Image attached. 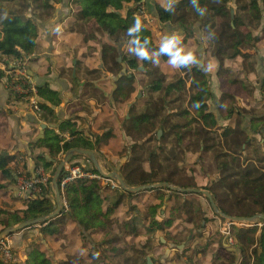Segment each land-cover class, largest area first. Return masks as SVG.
I'll use <instances>...</instances> for the list:
<instances>
[{"label":"rangeland","instance_id":"rangeland-1","mask_svg":"<svg viewBox=\"0 0 264 264\" xmlns=\"http://www.w3.org/2000/svg\"><path fill=\"white\" fill-rule=\"evenodd\" d=\"M42 1L43 0H39L38 2H35V0H0V30L1 20L8 15L14 14L20 16L23 20H32L37 26L38 36V25H47L52 21L53 23L57 22L56 17L53 16L54 9L61 3L50 0L49 2L52 8L48 9L47 14L42 6H38V3H42ZM158 1L159 5L166 6L168 3V0ZM71 4L79 7L76 2H71ZM227 6L239 15L242 13L234 1L229 2ZM125 11V9L122 10L123 15ZM206 15H211V12H206ZM150 19V22L145 27L151 31L152 41L155 45L159 46L160 39L163 35L177 33L181 37V45L185 50L194 51L198 57L199 63L187 68L177 69L170 66L167 63V59L163 60L160 57L159 64H152V66L158 67L161 72L164 73L163 77H165V79L161 83H158L159 88L154 89L147 86L148 76L145 73L147 68L145 69L141 59L138 58V68L128 71L133 77L134 90L124 102L113 98L112 78L114 75L105 70L100 56L102 43L105 41L109 44L115 43L106 34L98 33L93 21H88L84 24L68 23V28H66L64 24L60 25L64 34H66L65 31H75V35L71 38H64L61 32L59 36L60 42L58 41L55 45L58 51H60V55H62V59L60 58L59 60L60 64L57 65V71L62 72L63 76L73 85L72 88H75L72 94L76 101L73 100L74 102L69 106V109L71 112L73 111V113L80 112L84 115L85 120L78 117V122L92 135L101 136L103 133H108L105 138H101L97 143H94V138L90 139V141L95 144L94 151L101 169L106 173L117 171L121 175L120 168L127 160L136 158V162L141 164L143 169L146 171L152 169L155 175L162 176L168 171L176 168L177 174L173 177L183 182L196 179L198 184H196L194 180L196 184V187H194L195 189H204L203 187L210 186L220 176L237 171L240 167L249 162L264 169V137L261 133L253 132L252 135L249 136L243 133L242 137H246L247 139L245 143L242 141L243 138L239 141H234L231 136L224 137L222 135V128L230 124V119L232 120L233 117L236 118V115H232L230 119L228 118L227 115L230 109L239 108L241 110L243 119L245 120H243L242 124L243 126L245 123L243 127L244 131L248 130L247 125L249 126V120L252 116H264V89H260V82L264 76V13L262 14L260 26L257 29H251L252 33L259 37L258 41L255 42L254 48L246 50L253 53L251 57V66L248 67L243 65L240 57L235 61L225 60L226 63L235 68L232 71H225L223 75L220 76L216 75V61L213 62L214 66L212 65L213 63L210 64V69L205 66L206 63L209 62V60H206L205 56L207 51L206 47H208V44H206V35L208 32L206 28H203L202 32L196 29L195 33L189 36L181 29L173 27V24L170 25V28H166L165 25L164 27L161 26L157 19H153L151 16ZM151 21H153V23ZM210 21L211 23H218L220 19L214 17L211 18ZM247 27L244 21L242 29L244 30ZM75 43L78 44V46L74 47ZM120 43V51L130 56L134 55L129 51L130 45L128 40L121 39ZM80 47L83 50L78 53V48ZM41 51L40 49L37 50L36 45L34 52L37 53ZM37 56L38 54L35 55L36 58H38ZM2 57H6V55L0 53V64L3 62L2 59H4ZM24 57L25 55L19 58L7 56L9 63L4 66V71H7V78L11 79L9 85L11 89L10 92L13 95L16 92L13 86L19 84L20 81L21 83H27V78H24L25 73L19 71V68L22 67L23 69L26 65V58ZM74 59L76 62L75 64L72 63ZM116 61L120 62L119 55H117ZM30 62H35V59H32ZM73 67L76 75L75 80L81 79L83 84L84 82L89 83H85V87H83L81 91L78 90L77 85H74L75 81H73L71 76ZM193 67L201 69L204 67L207 68L208 82L213 95V97L207 101V104L209 110L215 116L216 124L210 128L208 134L210 140L208 143L212 146L207 151L203 150L201 141L198 147L192 145V143L198 139L196 131L201 125V121L193 107L189 104V97L193 92V90L190 89ZM94 69L99 70L97 74L90 72ZM249 70L251 72L247 74L246 72ZM16 71H19V73H16ZM232 77H237L236 82H230ZM150 99L152 100L151 103H146ZM133 105L134 108L132 112H130V107ZM154 106H157L158 109L156 110L157 117L154 118V127L152 130L139 139H137L138 137L134 132V135H129L127 128L130 124V117L137 113L151 112ZM174 123L185 125L179 129V135L182 139L180 145L176 144V134L171 133L165 138L166 134L170 131V127ZM258 126L261 125L258 124ZM158 130L161 131L159 135L157 134ZM240 141L242 142L241 146L238 145ZM224 153H226V155L222 156ZM218 154L221 156L218 158V161L225 160L227 163L224 172H221L216 166V156ZM62 156L63 153L56 157V159H58L56 163ZM165 157H167V160L164 159ZM73 159H79L86 163L82 156L77 155L74 156ZM159 161H161L164 166L161 170L157 168V163ZM14 165L13 169H18L20 164ZM89 165V169L94 168L91 161ZM52 169L53 168L45 172L46 177H48L49 173L50 176L53 175V173H51ZM99 183L114 191L121 190L117 181L113 179L108 181L100 177ZM17 185L18 181L15 186L12 187L8 197L12 201L16 198L23 201L21 195L16 193ZM171 185L180 187L175 184ZM216 190L217 197L219 196L223 199L221 194L222 188L218 187ZM51 191L53 193L52 187ZM14 193L16 195H14ZM149 193V190L144 192L139 191L132 197L125 196L120 205L114 209V216L121 217L122 219L126 214H129L136 219V225L137 228H139L140 235L134 238L129 236L127 242H122L124 235L118 231L113 232L110 230L101 235L93 234L90 235V238L84 243L80 241L77 244V252L75 253H81L80 255H83L81 258L72 256L70 253L66 254L67 252L63 258L62 256L59 257L54 254L52 248L54 242L51 238L49 242L44 240L45 235L40 231L42 225L35 224L32 227L24 228L4 237L2 241L5 244L6 239L10 240L9 249L11 253L10 256H6L5 250L7 248L1 244L0 257L5 263L24 264L27 259L28 251L31 247L36 246L38 249L44 251L45 256L50 259L51 264H64V261H69L70 264H145L147 258H149L151 264H219L222 261L227 264H252L254 259L252 253L254 243L244 244L241 241H237L236 237L234 239L231 235L234 241L232 246L235 248V250H233L225 238H222L220 233L226 218L215 213L207 198L199 192H185L178 197L172 196L171 201L168 203L166 202L164 205L167 209L160 208L157 213V217L160 219L159 221H162L164 219L163 214L165 215L173 205L178 206L179 203H182V199L188 198L197 202L203 214L195 210L194 214L189 215L187 213L183 214V210H178L176 215H172L173 219L176 221H173V223H177L183 232H180L178 229L179 227L174 225L160 231L155 229L153 232L147 233V229L144 227L146 225L143 222V214L146 212L145 206L153 200ZM165 195H168V192ZM115 197L116 195L114 198ZM155 202H158V200ZM231 203H233V200H231ZM247 204H250L249 200H244V205ZM133 205L136 207L134 210L131 209ZM193 205L195 207L197 206V204ZM2 206L5 207V209L15 210V205L13 203L2 204ZM177 215L178 218L175 219ZM0 216L1 219H5L6 217L4 214ZM204 217L206 218V222L202 220ZM261 224L262 222L238 223V226L233 225L234 228L231 232H233L235 228L246 229L257 225L258 230L255 235V237H257ZM14 225H16V223L7 226L0 225V229ZM29 229L34 230V232H31L33 233L31 236L27 234L30 233L28 232ZM175 230L179 233L178 237L185 238L179 239L184 242L178 247L179 250L180 248L183 249H181V252L173 245L168 246L165 241L161 242L159 240L160 237H166L165 235L171 237V234L174 233ZM236 232L237 231L234 230V233ZM17 233L22 234L16 240H12V237L19 235ZM114 235L120 237L115 247L123 249L121 253L115 255L111 252L110 244H105L104 242L101 244L102 239H111ZM186 237H188V239H186ZM68 239L69 236L60 239L59 245L62 249L69 246ZM174 241H176V239ZM95 245L99 247L96 248ZM130 245L137 248L133 247L132 249ZM82 249L84 252H81L83 251ZM166 249L168 252L165 255L164 252ZM141 252L144 254H141ZM174 258L180 263L176 262Z\"/></svg>","mask_w":264,"mask_h":264},{"label":"trees","instance_id":"trees-1","mask_svg":"<svg viewBox=\"0 0 264 264\" xmlns=\"http://www.w3.org/2000/svg\"><path fill=\"white\" fill-rule=\"evenodd\" d=\"M38 1L39 0H35V2ZM49 1L50 0H43L42 3H38V6H42L47 14L48 9L52 8ZM55 1L57 3L62 2V0ZM231 1H234L239 10L242 11L240 15L233 11L231 16L230 12L232 9L227 6ZM73 2H76L80 9L74 15V20L71 23L84 24L88 21H93L98 33L106 34L115 44H117L102 43L100 56L105 70L114 75L113 77L115 78V80L112 81L114 86L112 91L113 98L121 102L126 101L134 90L133 77L128 71L138 68L139 61L135 55L130 56L127 55V53L119 51L121 45L120 40L124 39L129 41L130 38L128 37L126 30L136 19L134 17V7H128L124 15L121 12L125 9L127 3L137 4L140 0H74ZM143 4L147 12L151 15L153 14L158 22L164 24L166 28H170V25L173 24V27L181 29L189 36L193 35L196 29L202 32V29L206 28L208 31L206 35V44H208V47H206L207 51L205 56L206 60H209V62H207L205 66L210 69V64L216 61L217 76L223 75L225 71H232L235 68L226 63L225 60L235 61L240 57L243 65L248 67L251 66V57L253 56V53L246 50L253 49L255 42L259 39L257 35L252 33L251 29H257L260 26L262 14L264 13V0H196V5L204 9L203 15H200L197 12L196 7L193 6L192 0L172 1L173 6L170 11H166L165 7L157 3L154 4V7L151 8V10L147 7L145 0L143 1ZM206 12H211V15L207 16ZM214 17H218L220 21L218 23H211L210 20ZM244 21L246 22V27L248 26V29L245 28L243 30L242 26ZM137 35L141 40L145 37L148 38V47L150 49L158 48V46L152 41L151 31L144 25L142 26L141 32ZM36 37L37 26L32 20H23L20 16L14 14L8 15L1 20L0 53L15 58L32 54L37 45ZM117 55L120 56V62L116 61ZM160 57L163 60L167 59L164 55H161ZM141 62L145 69L147 68V71L145 70V73L148 76L147 86L154 89L159 88L158 83H161L165 79V77H163L164 73H162L158 67L152 66L150 60H141ZM206 67L203 69L193 67L192 83L190 86V89H192L193 92L189 97V104L193 107L201 121V125L196 131L198 139H196L192 145L198 147L201 141L204 151H207L212 146L208 143L210 140L208 134L210 128L216 124L215 116L209 110L207 104V101L211 99L213 95L210 90ZM98 71V69H94L90 72L97 74ZM250 72L251 71L249 70L246 73L250 74ZM72 78L73 81H75L76 78ZM236 80L237 77H232L230 82L234 83ZM8 81L10 82L11 79L8 78ZM19 84H21V81ZM260 85V89H264V76L261 79ZM35 94L43 100L38 102V108L44 112V115H42L44 120L57 123L58 119L54 114L52 107L60 103L58 91L49 88L47 84H42L35 86ZM151 101L152 100L150 99L146 103L150 104ZM133 108L134 105L130 107V112H132ZM157 109L158 107L154 106L151 112H142L132 115L130 117V124L127 128L128 134L131 136L134 134L137 135V139L148 134L154 127V118L157 117ZM232 115H236V118L233 117L231 120L230 118ZM227 116L230 119V124L222 128V135L224 137L231 136L234 141L241 140V138H243V133L246 135L248 134L243 129L245 123L242 126L244 119L241 110L239 108L230 109ZM249 122L248 129L253 132H259L264 137V116H252ZM258 124L261 126H258ZM184 126L185 125L174 123L170 127V131L166 134L165 138L171 133L176 134V144L180 145L182 139L179 135V129ZM57 128L59 132H67L70 139H65L52 129L45 128L43 137L38 139L35 143H31V146L46 148L49 152L50 158H54L57 154L64 153L72 147L94 149V143H97L101 138H105L108 135V133H103L101 136L91 134L95 139L94 143H92L89 137H86L77 130L76 123L70 119L60 121V123L58 122ZM246 140V137L243 138V143H245ZM241 144V141L238 142L239 146H241ZM225 155L226 153L222 156ZM220 157L219 154L216 156V166L221 172H224L227 163L225 160L218 161V158ZM13 159L14 156L0 153V172L3 175L10 176L11 182L16 181L14 176L10 173L11 167L9 166ZM164 159L167 160V157ZM56 164L57 163H55V165ZM55 165H53L50 159L39 154L33 157L32 171L36 172L38 168H41L44 172H47L53 168L51 173H54ZM163 167L161 161H159L157 163V168L161 170ZM90 170L96 172L94 168ZM120 171L124 181L129 185L167 182L169 184L178 185L182 188L196 187L193 179L188 182H183L174 178L173 176L177 174L176 168L168 171L165 175H155L152 169L147 171L143 169L141 164L136 162V158H130V160H127V162L120 168ZM25 177H30L29 171L25 173ZM50 181L51 176L49 173L46 181L39 184L38 193L31 191L25 192V208L13 212H4L0 210V215L4 214L6 216L5 219L0 218V225L7 226L15 223L17 224L23 220L45 215L53 211L55 201L49 184ZM218 187L222 188L221 194L223 199L219 196L217 197L216 188ZM203 188L211 193L217 207L225 214L233 216H251L254 213H264V169L251 162L243 165L237 171L220 176L210 186ZM148 190L150 191L153 200H158V202H151L145 206L146 212L143 214V222H145L144 224L146 225L147 233H151L154 229L163 230L164 228H170L174 225L176 226L177 223H173V221H176L173 219L172 215H176L178 210H183V214L187 213L189 215L194 214L195 210L198 212L200 211V213L203 214L200 205L197 202L192 201V199L184 198L182 199V203H179L178 206L173 205L171 207L167 217H164L162 221H159V217H157L159 209L165 205L166 202L168 203L171 201L172 196L178 197L185 192L172 190L166 187H155ZM167 192L168 195H165ZM60 193L65 200L66 206H62L61 215L50 219L47 222L39 223L42 225L40 227L42 233L49 236L57 234L59 232L60 222H62L63 217H67L74 221L78 226L82 243L88 240L92 234H105L110 230L123 233L124 237L123 239L121 238L122 242H127L129 236L135 237L140 234L136 225L135 217L126 214L125 217L121 219V217L113 215L114 209L120 205L125 196L132 197L136 193L114 191L99 183L98 179H75L67 184L63 191L60 190ZM115 195L116 197L114 198ZM231 200H233V203H231ZM244 200H249L250 204L244 205ZM193 204H197V206L195 207ZM135 208L136 207L133 205L131 209L134 210ZM177 218L178 215L175 219ZM202 220L206 222L205 217ZM233 228L234 226L231 227V231ZM178 229L180 232H183L181 227ZM234 230L237 232L234 233ZM234 230L231 234L234 239L236 237L237 241H241L244 244L254 243V249L252 251L254 259L252 264H264V222L261 224L257 237H255L258 230L257 225L246 229L235 228ZM171 235L173 237L165 235L166 237H164V239L166 245H173L179 250L178 247L184 243L179 240L182 237H178L179 233L177 230ZM221 236L222 238H225L223 235ZM118 239H120V237L114 235L111 239H102L101 244L103 242L105 244H110L112 254H119L123 249L115 247ZM175 239L176 241H174ZM186 239H188V237H186ZM98 245H95L96 248L99 247ZM130 246L132 249L133 247L137 248L133 245ZM230 247L235 250L234 246ZM181 249L182 248L179 250L180 252L183 250ZM141 254L144 253L141 252ZM72 256L79 258L82 257L81 255ZM175 261L179 262L177 259H175ZM222 262L219 264H227ZM63 263L70 264L69 261H64ZM0 264L9 263H5L0 257ZM24 264H51V262L50 259L45 256L44 251L35 246L31 247L28 251L27 259Z\"/></svg>","mask_w":264,"mask_h":264},{"label":"crops","instance_id":"crops-1","mask_svg":"<svg viewBox=\"0 0 264 264\" xmlns=\"http://www.w3.org/2000/svg\"><path fill=\"white\" fill-rule=\"evenodd\" d=\"M73 1L74 0H62L60 5L55 7L53 16H55L57 19L56 23H53L52 21L48 23L47 25L45 24L38 25L39 34L36 39L37 50L40 49L42 51L37 52V53L33 52L32 54L26 55L24 57L26 58V65L24 66L23 69L22 67L19 68V71L21 72L23 71L25 73L24 75L26 76L28 80V81L26 80L27 83L30 84L32 88H34V90H35L36 85L47 84L49 88L58 91L59 97H60V103L52 107L54 110V114L56 115L58 119V122L60 123V121L70 119L71 121L76 123V127L79 132H81L86 137H89V139H92L93 137L91 136V133L88 130L84 129L78 122V117H81V119L85 120L84 115L81 114L80 112L73 113V111L71 112V110L69 109V106L73 104L74 102L73 100L76 101V99H74V95L72 94L74 93L75 88L74 89L72 88L73 85H71V82H69L63 76L62 72L57 71V65L60 64L59 60L60 58L62 59V55H60V51H58V48L55 46L56 43L59 41L60 33L62 32L61 34H63L64 38L66 37L71 38L73 35H75L74 30L72 32L65 31L66 34H64V32L62 31L63 29L60 26L61 24H64L66 28H68L67 24L68 23L71 24V22L74 20L73 15H75L79 11V7L75 5L73 6L71 4V2L73 3ZM145 1L147 3V7L149 8V10H151V8L154 7L155 3L157 4L159 3L158 0L156 1L155 0H145ZM137 4L127 3L125 10L128 7L135 8ZM162 6L166 7L165 5H162ZM149 16H151L153 19H157L153 16V14L152 15L149 14ZM151 22L153 23V21ZM159 24L164 27V24L160 22ZM165 32H169V31H165ZM104 43H108V42L105 41ZM76 46H78V44L75 43L74 47ZM120 49H121V46L119 47V51ZM81 50H83L81 47L78 48V53L81 52ZM37 54H38L37 56L38 58L35 57V55ZM2 58L4 59H2L3 64L2 63H1L2 65L0 64V153L14 156V159L9 164V166L11 167L10 173L14 176L16 181L11 182L10 176L3 175L0 172V185H1L0 210L4 212H13V211L25 208V202H24L25 194L21 196L23 198V201H21L19 198H16L14 201H12L8 197V194L11 192L12 187L15 186L17 181L20 178L25 177V173L27 171L30 172V177H32L35 174V172L32 171L33 170V157L36 155L42 154L46 158L50 159L54 165L56 161L58 160L56 159V157L59 154H61L59 153L56 156H54V158H50L49 152L46 148L32 147L31 143H35L38 139L43 137L45 128L52 129L54 132L58 133L59 136L64 137L65 139H70V138L67 132H59L57 128L58 122L52 123L47 120H44L42 116L44 115V112L41 111L40 109L36 111L32 108V105H31L32 98L36 100L37 104L38 102L43 101L41 98L36 96L34 90L33 92H29L28 94H21L18 91L15 92L14 94L15 96L11 94L9 81L6 75L7 71H4V66L7 63H9L8 61L9 59L7 58V56L2 57ZM32 59H35V62L31 63L30 61ZM72 63L73 64L76 63L75 59L72 61ZM212 65L214 66V63ZM74 70L75 69L73 67V71H71V75L72 77L75 78L76 75H75ZM19 71H16V73H19ZM113 80H115L114 77L112 78V81ZM85 83L86 82H84L83 84L81 79H77L75 80L74 85L75 86L77 85L78 90L81 91L83 87H85L84 86ZM247 127L249 126L247 125ZM246 132L248 133V136L252 135L253 133V131H250L249 129L246 130ZM82 158L84 159L86 157L82 156ZM72 161H80V160L72 159L70 162ZM81 162L83 161L81 160ZM18 163L20 164L18 169H13V166H15L14 164H18ZM44 174L46 173L44 172ZM194 180L196 184H198L197 183L198 181H196V179ZM120 191H123V190H120ZM14 195L16 194L14 193ZM155 201L156 200H152V202H155ZM6 203H13L15 205L14 207L15 210L12 209L13 210L12 211L11 209H5V207H3L2 204H6ZM161 208L165 210L167 209V207H164V205ZM168 214H169V211L166 212L165 215L163 214V217H167ZM158 220L160 219L158 218ZM28 232L30 233H27V234L31 236L33 234L31 232H34V230L29 229ZM17 234L19 235L12 237V240L13 239L16 240L18 237L21 236L22 233H17ZM44 235H45L44 236L45 241L49 242L50 238L53 240L54 242V244H52L53 252L59 257L62 256L64 258L65 255L69 253L72 255L81 254V253L80 254L75 253L77 252V244L81 241V239H80V234H79V228L76 225V223L72 221L71 219H68L67 217H63L62 222H60L59 224V232L57 234H54L51 236L46 235V234ZM97 235H101V233H97ZM65 236H69V239H68L69 246H66L65 248L62 249L61 246L59 245L60 239L65 238ZM159 240L161 242L165 241L164 237H160ZM81 252H84V250ZM167 252L168 250L166 249L164 254L166 255Z\"/></svg>","mask_w":264,"mask_h":264},{"label":"water","instance_id":"water-1","mask_svg":"<svg viewBox=\"0 0 264 264\" xmlns=\"http://www.w3.org/2000/svg\"><path fill=\"white\" fill-rule=\"evenodd\" d=\"M230 13L232 16L233 11H231ZM139 68H141V67H139ZM160 132L161 131L158 130L157 134L159 135ZM77 155L87 157L91 161V163L93 164L96 172L99 175H101V177H103L105 179L116 180L120 189L125 191V192L136 193L139 191H145V190L152 189L155 187H166V188L181 191V192H195V193L199 192L207 198V200L210 203L213 211L215 213L219 214L220 216L226 218V219L238 221V222H248V223L264 222V213H254L251 216H233V215H228V214L223 213L217 207L211 193L207 190H204V189L182 188V187L173 186L167 182L138 184L135 186L129 185L124 181L123 177L117 171H110L107 173L104 172L101 169V167L97 161L94 150L87 149V148H80V147H72V148H69L68 150H66L64 152L62 158L55 165L54 173L51 176L50 184H51V187L53 189L54 201H55L54 210L48 214H45V215H41V216H37V217H33V218L23 220L14 226L4 227L3 229L0 230V240H2L4 237H6V236H8L14 232H17V231L22 230L24 228H28V227L33 226L35 224L47 222L50 219H53V218L61 215L64 199L61 196L59 186H58V183H59L58 181H59V178H61L62 173H63L66 165L73 159L74 156H77ZM146 262H147V264H151L149 258L146 259Z\"/></svg>","mask_w":264,"mask_h":264},{"label":"built area","instance_id":"built-area-1","mask_svg":"<svg viewBox=\"0 0 264 264\" xmlns=\"http://www.w3.org/2000/svg\"><path fill=\"white\" fill-rule=\"evenodd\" d=\"M143 1L144 0H141L137 4L134 17L141 19L142 25L147 26V24L150 22L151 19L143 4ZM24 78H26L25 75H24ZM14 89L20 92L21 94H28L29 92H33L34 90V88H32V86L28 83L17 84L14 86ZM31 105L34 110L36 111L39 110L38 104L36 103V100L34 98L31 99ZM84 159L86 163L81 162V161H72L66 165L62 173V176L59 180V184H58L59 190L63 191L64 187L75 179H98L99 180L101 175H99L96 172L91 171L89 169L90 160L88 158H84ZM46 179L47 177L45 176L44 171L41 168H38L32 177L20 178L18 180L16 193L21 196L24 195L26 191L38 193L39 184L44 183ZM106 180L110 181L112 179H106ZM63 206H66L65 200L63 202ZM238 223L242 224V222L226 219L225 224L222 227V230H220L221 235H223L226 238V241L228 242L230 246H232L234 242L231 236L232 235L231 227L233 225L238 226ZM2 240H0V246L2 244L4 247H6L7 249L5 250V255L10 256V253H11L9 249L10 240L6 239V244Z\"/></svg>","mask_w":264,"mask_h":264},{"label":"clouds","instance_id":"clouds-1","mask_svg":"<svg viewBox=\"0 0 264 264\" xmlns=\"http://www.w3.org/2000/svg\"><path fill=\"white\" fill-rule=\"evenodd\" d=\"M193 6L196 7L200 15L204 14V9L196 5V0H192ZM172 0H168L165 7L166 11L172 9ZM142 21L139 18L134 20V23L127 28V35L130 38L128 43L131 46L129 51L141 60H150L152 64H159L160 56L167 57V63L173 68H187L191 65L199 63L198 57L194 51L185 50L181 45V37L177 33L165 34L161 37L159 46L156 49L148 47L149 40L145 37L143 40L137 34L141 32Z\"/></svg>","mask_w":264,"mask_h":264}]
</instances>
